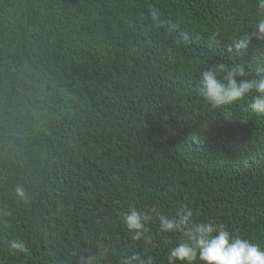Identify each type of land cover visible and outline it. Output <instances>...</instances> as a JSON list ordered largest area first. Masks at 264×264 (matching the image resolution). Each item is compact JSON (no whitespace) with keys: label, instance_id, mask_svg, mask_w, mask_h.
I'll use <instances>...</instances> for the list:
<instances>
[{"label":"trees","instance_id":"16d2710c","mask_svg":"<svg viewBox=\"0 0 264 264\" xmlns=\"http://www.w3.org/2000/svg\"><path fill=\"white\" fill-rule=\"evenodd\" d=\"M256 5L0 0V264H79L88 254L120 264L133 253L167 264L183 234L162 232L156 217L184 207L264 248L256 94L212 108L198 91L205 66L264 63V43L226 50L252 30ZM130 206L153 216L140 240L122 220ZM13 239L26 251L11 250Z\"/></svg>","mask_w":264,"mask_h":264},{"label":"clouds","instance_id":"9594fccd","mask_svg":"<svg viewBox=\"0 0 264 264\" xmlns=\"http://www.w3.org/2000/svg\"><path fill=\"white\" fill-rule=\"evenodd\" d=\"M256 7L259 19L251 31L230 42L226 49L229 53L242 54L253 41L264 43V0H257ZM150 16L153 21L163 23L158 8H152ZM198 91L212 108L233 104L255 93L248 107L257 116H264V63L257 64L252 72L246 71L242 64L230 67L221 62L205 66L199 72ZM14 192L21 200L26 199L22 186H16ZM156 218L162 232L183 234V239L169 248L167 264H195L196 261L202 264H264V248L260 245L233 236L222 223L194 221L193 213L187 207L174 216L160 213ZM152 219L150 212L138 211L134 206L122 213L123 223L134 240H140L148 232L147 224ZM8 245L11 250L26 251L23 241L13 239ZM108 252L107 247H101L99 255L105 256ZM78 259L79 264H98L97 257L91 254L81 255ZM120 264H152V260L133 253L124 256Z\"/></svg>","mask_w":264,"mask_h":264}]
</instances>
